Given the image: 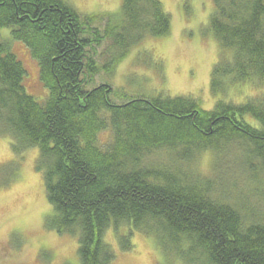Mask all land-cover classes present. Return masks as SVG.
<instances>
[{
	"label": "trees",
	"instance_id": "1",
	"mask_svg": "<svg viewBox=\"0 0 264 264\" xmlns=\"http://www.w3.org/2000/svg\"><path fill=\"white\" fill-rule=\"evenodd\" d=\"M213 3L210 28L233 58L215 67L212 86L233 75L264 87V0ZM4 29L39 63L46 101L27 93L23 63L1 41ZM170 32L158 0H122L117 13L86 17L63 0H0V134L16 157L39 151L37 171L53 210L48 227L78 237L80 264H113L104 237L122 225L130 227L124 251L136 231L184 264H264V204L244 191L236 204L234 195L244 178L264 199V94L204 111L193 98L117 104L111 86L87 89L145 38ZM206 152L216 159L210 177L194 169Z\"/></svg>",
	"mask_w": 264,
	"mask_h": 264
},
{
	"label": "rangeland",
	"instance_id": "2",
	"mask_svg": "<svg viewBox=\"0 0 264 264\" xmlns=\"http://www.w3.org/2000/svg\"><path fill=\"white\" fill-rule=\"evenodd\" d=\"M63 1L85 17L117 13L122 4V0ZM158 1L171 18L169 35L145 38L119 63L113 74L101 73L89 83L88 90L109 85L117 104L134 98H193L204 111L214 110L219 102L241 105L264 94V87L255 84L256 80L238 83L233 75L221 77L218 89L212 86L215 67L220 63L230 64L233 58V51L221 49L210 28L215 11L213 0ZM1 41L9 42L13 53L23 63L27 93L40 102L46 101L49 91L30 49L14 41L8 29L1 31ZM245 121L259 127L250 116H246ZM110 139L111 134L106 132L100 142L105 145ZM227 156L229 168L234 169L236 152L231 151ZM164 157L162 154L158 159ZM38 159L37 149L16 157L10 138L0 134V264H80L78 237L59 235L48 227L53 210L46 198L43 175L37 171ZM215 165L214 154L206 152L197 158L194 169L210 177ZM240 182L234 193L236 204L246 199L237 195L241 191L249 192L243 194L244 197L252 194L255 205L264 204L261 192L254 191L248 182L244 184V178ZM129 232L127 225L118 229L112 226L107 231L104 242L115 254L113 264H184L165 254L153 236L136 231L131 238L133 248L122 250L121 237Z\"/></svg>",
	"mask_w": 264,
	"mask_h": 264
}]
</instances>
